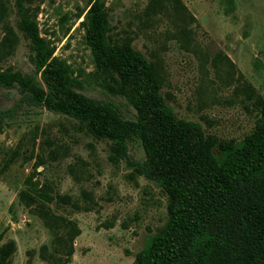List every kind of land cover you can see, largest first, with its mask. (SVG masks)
<instances>
[{
  "label": "rangeland",
  "instance_id": "rangeland-1",
  "mask_svg": "<svg viewBox=\"0 0 264 264\" xmlns=\"http://www.w3.org/2000/svg\"><path fill=\"white\" fill-rule=\"evenodd\" d=\"M103 1L111 42L149 61L179 119L198 123L209 140H240L255 129L264 102V0ZM1 2L0 40L5 25L18 33L14 0ZM29 6L52 55L80 81L77 90L135 120L128 88L97 67L86 44L89 1L29 0ZM18 35L1 56L0 70L21 71L42 84L29 43ZM114 146L71 116L22 101L16 85L0 86V247L14 245L0 264L135 262L166 221L168 200L156 181L139 172L145 160L139 137L131 134L124 146ZM24 189L34 200L20 198ZM42 189L51 200L37 194ZM41 205L57 217L53 230L38 212ZM231 207L227 238L206 264H264L244 224L248 210L264 214V174L243 184ZM69 221L79 232L65 261Z\"/></svg>",
  "mask_w": 264,
  "mask_h": 264
},
{
  "label": "trees",
  "instance_id": "trees-1",
  "mask_svg": "<svg viewBox=\"0 0 264 264\" xmlns=\"http://www.w3.org/2000/svg\"><path fill=\"white\" fill-rule=\"evenodd\" d=\"M88 1L86 44L97 67L103 73L116 75L128 88L137 112L135 120L124 119L113 103L77 90L80 81L73 76L69 64L54 57L39 35L29 0H14L16 29L29 43L30 58L42 84L21 71L4 69L0 70V86L16 85L22 101L79 120L94 136L111 140L117 150L127 137L136 134L145 153L139 172L156 181L168 202L166 221L149 235L133 264H206L214 247L227 238L231 205L238 190L264 174V102L255 129L242 139H206L198 123L179 119L168 105L149 61L139 51L111 42L104 1ZM5 12L0 0L1 18ZM4 29L0 58L11 52L19 38L12 26L5 25ZM262 87L264 90V81ZM37 194L47 201L52 199L43 189ZM19 196L34 200L27 189L21 190ZM38 212L53 230L56 215L43 205ZM244 224L258 241L264 258V214L252 208L244 215ZM68 227L65 261L73 253V240L79 232L70 221ZM54 237L62 238L56 234ZM13 246L0 247V262L5 259L6 249Z\"/></svg>",
  "mask_w": 264,
  "mask_h": 264
}]
</instances>
